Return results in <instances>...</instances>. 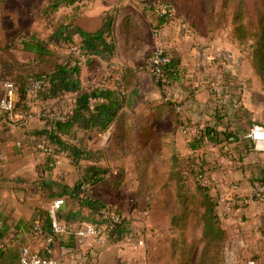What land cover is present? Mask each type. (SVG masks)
Returning <instances> with one entry per match:
<instances>
[{"label":"crops","instance_id":"0c3cea01","mask_svg":"<svg viewBox=\"0 0 264 264\" xmlns=\"http://www.w3.org/2000/svg\"><path fill=\"white\" fill-rule=\"evenodd\" d=\"M47 1L38 0L33 6L35 12L39 11L36 14L43 13ZM138 1L78 0L60 6L59 10L65 13L58 24H64L63 21L70 23L68 29L73 31L68 33V38L77 46L81 47L82 38L74 31L75 28L91 33L109 23L110 33L104 38L113 45L111 54L86 56L78 66V73L73 74L76 87L63 96L51 95L45 90L32 99L29 108L23 101L19 102L12 118L0 115V149L5 154L0 167V243L3 246L0 249V264H19L20 251L24 247L38 254L56 257L59 264H74L72 256L61 254L65 246L59 241L70 243L68 236L61 233L53 235V243L47 252L43 237H36L31 231L32 222L38 221L44 232L51 234L48 209L56 199L64 201L57 216L61 226L66 225L72 215L86 209L69 198L79 183L74 184V180L81 175V164L67 159V149L76 150L71 144L74 142L76 145L77 138L70 139L72 134L91 130L103 134L113 130L119 134L131 132L137 135L136 145H147L158 160L159 150L166 144L161 141L157 126L164 115L160 119L156 116V108L162 103L161 97L162 100L177 103L181 108V123L173 131V142L181 150L187 149L190 158L201 162L206 174L203 185L215 200V210L228 236L225 261L230 264H246L248 261L264 264V204L251 196V183L256 179L264 183V154L252 151L249 140L244 138L253 124H264V86L254 72L246 51L231 40L229 29L212 33L193 31L189 37L165 33L167 27L161 22L153 3L139 5ZM20 6L22 20L26 17L31 21V6L25 13L23 0L22 3L0 0V53L7 49L16 55L0 59V85L6 77L25 78L31 71L36 75L49 72L57 63H63L68 68L75 63L65 43H61L58 57L55 54L48 56L51 51L35 56L26 50L25 41L43 38L39 33H31L29 27L26 31L14 30L21 19L18 12ZM36 14L32 19H40ZM52 33L48 32L47 38ZM26 34H30L28 40H25ZM198 44L230 50L234 59L227 64L203 60ZM157 47L166 49L178 70L176 78L166 87L168 97L161 94L145 69L148 55ZM19 54H28L29 58L25 61L17 57ZM69 56L74 58L73 61L68 62ZM5 65L11 68L10 71H6ZM212 85L216 88L213 89ZM165 90L164 93L167 92ZM85 95L88 105H93L90 98L95 97L97 101L94 104L112 107L92 118L86 113L84 117L89 121L77 122L69 136H61L67 148L59 145L63 149L54 159L36 152L31 140L26 142L28 137L48 134L50 130V123L39 116L40 110H73L76 102ZM110 113H113L111 122L102 128L101 122ZM139 114L142 117L146 115L143 123L133 129L131 124L126 125L124 121H130ZM119 118L124 120L121 126L115 124ZM205 126L221 133L230 132L233 140L224 139L221 135L218 141L195 136L196 130ZM184 128L188 131L183 132ZM170 130L172 123L162 131L165 134ZM18 141L23 143L22 147L16 145ZM192 143L196 144L195 148L191 147ZM87 176L88 171L81 181ZM88 195L90 198L93 196V189L90 188Z\"/></svg>","mask_w":264,"mask_h":264},{"label":"rangeland","instance_id":"374dc122","mask_svg":"<svg viewBox=\"0 0 264 264\" xmlns=\"http://www.w3.org/2000/svg\"><path fill=\"white\" fill-rule=\"evenodd\" d=\"M18 1L22 3V0ZM23 1L25 13L27 7L31 6V21L27 20L26 17L24 21L22 20V7L20 6L18 12L21 19L16 24L15 31L23 29L26 31L31 28V33H39L38 35L42 36L41 38H46V43L49 45L48 50L49 52L51 51L48 56H53L54 54L57 56L61 43H65L68 49L75 45L68 38V33L73 31L72 28H69L66 34L62 35L65 39L58 37L50 41L47 38V33L54 32L59 26L58 23L65 13L64 10H59V7L48 15L44 13H39L38 15L36 12L39 11L36 10L35 12V8H33L38 0ZM166 1L173 5L176 15L180 19L187 21L190 26L189 8L185 0H139L138 2L139 5L142 3L148 5L153 3L152 5L158 11L159 16L160 8ZM197 3L202 8H205L203 1L198 0ZM253 3H255V0H249V5H253ZM35 14L40 19H32ZM250 19H254L253 11H250V14L247 15V21ZM226 21L216 31L229 29L232 40L230 18ZM63 23L65 24L64 21ZM163 24L167 27L165 33L171 32L179 37L180 35L183 36L175 20L172 22L165 21ZM191 29L194 32L198 31L192 27ZM27 36H30V34L24 36L25 40L29 39ZM20 42L21 39H19ZM8 57L14 58L16 55H13L7 49L0 53V59H8ZM17 57H21L26 61L29 55L19 54ZM73 59L72 56H69L68 62L70 60L73 61ZM53 63H56V59H53ZM29 75H34V72L31 71ZM67 92L69 91H58L55 92V95L63 96ZM163 94L168 97V90L165 93L163 92ZM160 100L161 102H166V100H162V97ZM175 105L178 104L176 103ZM162 118L157 123L161 132L159 137L161 141L167 144L163 146V149L159 150L158 160L147 145L143 147L136 145L135 137L137 135L131 132L119 134L113 130L112 133L107 131V134H103L102 132L95 133L94 130H91L80 134L75 132L74 135L72 134L73 137L70 138L73 140L77 138L76 145L74 142L71 144L76 150L68 149V158H65L69 159L68 161H75L81 164V175L74 180V184L80 182L82 178L84 179L87 171L88 176H96V178L94 177V186L91 187L93 196L90 198L92 202L90 205H87L90 200H84L78 196L69 197L74 204L78 202L82 207L88 209V211L84 209L78 214L72 215L70 220L92 221L95 217L96 208L104 205L118 208L125 221L116 235L105 241L104 244H96L92 241L87 243L83 251L88 255L89 259L94 260V264H222L219 261L221 254L217 251L215 241H208V238H205L203 234L204 206L201 194L196 192L195 189L196 185L202 183L197 181L195 173L190 172L187 166L183 173L185 190L182 191L188 200L182 203L176 197V183L169 180L172 173V156L176 155L185 158V160L186 156L190 157L187 154V149L181 150L176 145L172 147L171 143L174 141V132L172 131L175 129L173 126L172 130L169 131V137L163 136L162 130L166 127L168 129L169 124L171 125L169 122L171 119L168 114H164ZM144 119H146V115L142 117L139 114L134 115L127 122L119 118V121L115 124L121 126L124 121L128 126L131 124V129H133L134 126H139L143 123ZM88 136H90V139H88ZM174 143L176 144V142ZM51 158L54 159L53 157ZM59 210L56 212V218ZM224 264H226L225 251Z\"/></svg>","mask_w":264,"mask_h":264},{"label":"trees","instance_id":"16d2710c","mask_svg":"<svg viewBox=\"0 0 264 264\" xmlns=\"http://www.w3.org/2000/svg\"><path fill=\"white\" fill-rule=\"evenodd\" d=\"M76 1L78 0H49V4L44 8L43 13L48 15L49 13L56 11L60 6L70 5ZM201 1L204 2L205 8H202L197 3L198 0H185V3L189 8L188 16L190 19V26L203 33H212L215 32L218 28L222 27L227 22L226 20L230 18L232 41L242 51H246L247 57L250 60L254 72L259 77L264 86V0H255V3H253V5H249V0ZM250 11H253L254 19H250L249 21H247V15L250 14ZM160 20L162 23L164 22L162 17H160ZM68 26H70V23L59 25L57 27V30L53 32L52 35L48 37V39L50 41H53V39H57L58 37L64 38L62 35L64 32H67ZM110 26L111 25L109 23H106L104 28L91 33L82 31L78 27L75 28L74 31L77 32L82 38L81 49L86 56L92 54H111L113 45L112 43L107 42L104 38V34L107 35L110 33ZM48 46L49 45L44 39L38 38H31L29 41L24 42V47L26 48V50L33 52L35 56H43L44 54H48ZM5 69L6 71H10L11 68L5 65ZM77 73L78 66L75 65V63L70 68H68L63 63H57L52 66L51 71L37 75L34 74L31 76L43 75L47 83V87L45 90H47L49 94L55 95V92L58 91H70L74 89L76 87V80L73 78V74ZM164 74V81L158 87L162 95L169 82L175 79L176 75L178 74V70L174 67L171 60L168 63ZM29 76L30 75L26 76L25 78L18 77L17 79L7 77L2 79L12 80L17 85L19 97L17 104L21 101H25V86ZM171 102L172 101L167 99L166 102H162L160 105H158L156 108V116L160 119L163 114H168V116H170L172 126L173 128H175L181 123V112L176 111V103L173 102L171 104ZM76 103L77 104L73 108L71 115H69L63 121L49 122L50 130L48 132V136L52 141L57 143L58 146L64 145L65 141L61 136H69L73 126L77 122L80 123L84 120L89 121L84 117L86 113L90 114L92 118L95 115L97 116V114L100 115V112L107 108L103 105L94 104V112H92V109H90L88 105L87 95H85L84 97H80V99ZM111 107L107 109L110 110ZM112 116L113 113H110V115L104 118V120L101 122L102 128L108 126V124L111 122ZM210 133H212V137H209ZM169 135L170 132H167L163 136L169 137ZM219 135L223 136L224 139L233 136L230 132L221 133L217 132L213 127L205 126L203 127L202 134L199 137L204 136L213 141H218ZM147 137L149 136L147 135ZM171 145L172 147H175V144H173V142L171 143ZM66 146L67 145L65 144V149L67 148ZM191 147L195 148L196 144L192 143ZM171 161L172 173L169 180L176 183V197L180 199L182 203H184L188 199L182 191L185 190V180L183 173L187 166L189 167L190 172L192 171L193 173H195L191 166L193 161L191 158L186 157L185 160V158H181L176 155L172 156ZM94 177L96 178V176ZM195 189L196 192H199L201 194L202 204L204 206V237L208 238V241L210 242L215 241L217 251H219V254H221L219 257V261L224 264L225 243L228 236L226 230L223 229L221 220L215 210V200L209 194L208 188L205 185H196ZM91 203L92 202L90 200L87 202V205H90ZM69 239L71 240L70 243H65L64 241L60 240L59 244L65 247H74L75 240L73 236H69Z\"/></svg>","mask_w":264,"mask_h":264},{"label":"built area","instance_id":"2783aa9c","mask_svg":"<svg viewBox=\"0 0 264 264\" xmlns=\"http://www.w3.org/2000/svg\"><path fill=\"white\" fill-rule=\"evenodd\" d=\"M160 16L164 22L176 21L179 31L183 36L189 37L193 34V30L189 26L188 22L180 19L176 15V11L170 2H164L160 8ZM106 36V34H104ZM200 57L203 60L215 61L216 63L227 64L231 63L234 59V55L230 50L215 47L213 45H201L197 46ZM71 54L75 58V65L79 66L85 58L83 50L80 46L74 45L70 49ZM170 62V56L166 50L161 47L155 48L145 62V69L148 72L154 85L159 87L164 81L165 70ZM47 83L45 77L42 76H29L25 86V106L29 108L31 101L40 92L45 91ZM213 89L216 88L212 85ZM0 96V115L6 114L12 118L14 116V110L18 102V88L12 80H3L1 85ZM93 105H89L90 109H93L94 103L97 101L95 97L90 98ZM176 111L181 112L180 106H175ZM71 109H65L63 111H52L49 109H43L39 111V116L50 122L63 121L69 115H71ZM203 128L196 130L195 136L202 134ZM186 128L183 132H187ZM212 137V133L209 134ZM244 138L249 140L252 151L264 154V124H253L249 131L245 134ZM227 139L233 140V136ZM32 141V147L36 152L44 156L54 157L63 148H60L57 143L52 141L48 134H39L28 137L26 142ZM18 147H22L23 143L18 141L16 143ZM65 150V149H64ZM5 159L4 152L0 149V167ZM192 169L195 171L197 181L205 184L206 174L204 173L201 162L198 159L192 158ZM95 179L93 176H88L85 180L80 181L76 187L71 191L72 196H78L84 200H90L89 190L94 186ZM251 196L254 200L264 204V183L256 179L251 183ZM63 199H56L52 202L48 209V215L50 220L51 234H46L42 228V225L38 221H33L31 224L32 234L36 237H43L47 247L46 251L49 252V246L53 243V235L62 234L65 236H73L75 240L74 247H62L61 254L72 256L74 264H94V260L89 259L88 255L83 251L87 246V243L92 241L96 244H104L105 241L111 239L116 235L118 230L124 225V217L116 207L112 206H99L96 208L95 217L92 221L76 223V221L69 220L64 226L58 224L56 218V212L63 204ZM1 227V224H0ZM0 243V249H2ZM92 256V255H90ZM19 264H59V260L49 254H38L30 251L27 247H24L20 251ZM246 264H254L253 261H248Z\"/></svg>","mask_w":264,"mask_h":264},{"label":"water","instance_id":"95a60500","mask_svg":"<svg viewBox=\"0 0 264 264\" xmlns=\"http://www.w3.org/2000/svg\"><path fill=\"white\" fill-rule=\"evenodd\" d=\"M226 260V259H225ZM226 264H230L228 261H226Z\"/></svg>","mask_w":264,"mask_h":264}]
</instances>
